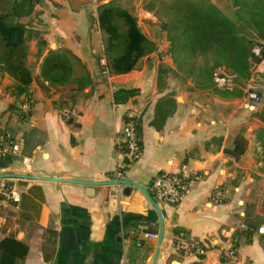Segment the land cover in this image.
I'll list each match as a JSON object with an SVG mask.
<instances>
[{
    "label": "crops",
    "instance_id": "crops-1",
    "mask_svg": "<svg viewBox=\"0 0 264 264\" xmlns=\"http://www.w3.org/2000/svg\"><path fill=\"white\" fill-rule=\"evenodd\" d=\"M108 0H41L24 16L27 62L33 64L29 88L31 113L20 118L11 92L14 81L0 68V143L10 131L19 148L0 172H21L64 178H116L122 155L116 149L126 109L138 111L140 155L122 167L119 178L146 189L160 171L198 172L177 204L158 203L164 231L156 264H264V74L257 76L261 102L254 109L241 106L242 89L205 86L198 78L175 73L166 33L145 7L148 0H114L135 16L157 25L141 31L154 49L129 71L101 72L102 36L96 7ZM234 17L232 0H212ZM31 21V22H30ZM31 24H30V23ZM141 24L145 27H141ZM50 48H61L72 63V78L91 82L68 99L73 83L49 85L40 75V62ZM161 71H165L159 76ZM136 93L116 102L118 87ZM69 104V118L60 115ZM242 135L246 147L239 156L226 152ZM21 190L19 204L0 209V238L13 235L28 245L22 264H151L159 230L154 206L135 184L87 185L62 179L2 177ZM0 178V179H2ZM221 187L220 201L210 199ZM244 221L252 230L237 227ZM199 240L204 253L174 248L175 230ZM235 248L232 257L220 252Z\"/></svg>",
    "mask_w": 264,
    "mask_h": 264
},
{
    "label": "trees",
    "instance_id": "trees-1",
    "mask_svg": "<svg viewBox=\"0 0 264 264\" xmlns=\"http://www.w3.org/2000/svg\"><path fill=\"white\" fill-rule=\"evenodd\" d=\"M41 0H0V68L14 79L11 92L19 106L32 92V73L27 62V25L22 18L39 8ZM234 17L227 15L212 0H148L145 7L157 18L165 31L174 68L184 76L198 78L202 84L211 81L214 72L233 75L241 85L250 74L251 49L255 44L264 54V0H232ZM97 21L102 36L103 55L111 74L131 70L140 57L154 49V41L140 29L136 16L114 0L99 3ZM40 75L49 85L73 83L68 101L91 82L89 76L72 78V63L61 48H50L43 55ZM165 71H161L159 76ZM135 87H118L116 102L131 98ZM232 93L240 89L235 86ZM32 108V105H31ZM31 110L21 113L27 119ZM10 132L3 131L2 134ZM141 143V142H140ZM246 140L236 135L234 147L226 152L236 157L243 153ZM12 159L9 152L0 156V166ZM178 229L175 230L176 234ZM28 245L13 235L0 238V264H22ZM220 258L224 256L220 252Z\"/></svg>",
    "mask_w": 264,
    "mask_h": 264
},
{
    "label": "built area",
    "instance_id": "built-area-1",
    "mask_svg": "<svg viewBox=\"0 0 264 264\" xmlns=\"http://www.w3.org/2000/svg\"><path fill=\"white\" fill-rule=\"evenodd\" d=\"M252 57L250 59L249 77L239 85L242 89L240 104L247 109L256 108L261 102V94L259 86L256 84L254 75L264 71V54L260 45L255 44L251 49ZM101 72L109 77V72L106 64V58L101 55L98 59ZM211 83L220 89L230 88L237 85L234 77L226 72H214L211 78ZM33 96H27L19 105L20 113L27 114L31 110ZM59 113L64 118H69L72 114V109L69 104H63ZM5 139L0 143V156L5 152H15L19 145L13 140V134L7 132L4 135ZM116 149L122 155V164L116 169V178L120 177L122 167L133 163L140 155V137L138 130V111L135 107L130 106L126 109L124 122L120 130V134L115 138ZM199 176L198 172L189 169H180L177 171H160L157 172L151 179L148 191L154 199L161 200L169 204H177L182 199L184 193L188 190L190 182ZM223 192L221 187H215L210 199L220 201ZM21 200V190L18 186L10 183L6 179H0V209L7 208L10 205H17ZM237 227L243 230H252V226L244 221H239ZM264 226H258L257 231L262 232ZM151 237H157V232H148ZM174 248L177 250L185 249L196 253H204L205 248L199 240L188 238L183 230H179L176 234ZM235 248L229 246L222 250L226 257L235 255Z\"/></svg>",
    "mask_w": 264,
    "mask_h": 264
},
{
    "label": "water",
    "instance_id": "water-1",
    "mask_svg": "<svg viewBox=\"0 0 264 264\" xmlns=\"http://www.w3.org/2000/svg\"><path fill=\"white\" fill-rule=\"evenodd\" d=\"M31 177V178H49V179H62V180H69L74 182H80L87 185H93L98 183H127V184H135L138 186L145 194V196L148 198V200L151 202V204L154 206V209L158 215L159 219V230L157 233V241L156 246L154 249L153 257L151 264H156V259L158 256L160 244L162 241L163 231H164V218L161 212V209L156 202V200L153 198L151 193L146 189L144 186L140 185L139 183L128 180L125 178H110V179H104V180H87V179H79V178H64V177H57V176H47V175H38V174H30V173H21V172H0V178L2 177Z\"/></svg>",
    "mask_w": 264,
    "mask_h": 264
},
{
    "label": "rangeland",
    "instance_id": "rangeland-1",
    "mask_svg": "<svg viewBox=\"0 0 264 264\" xmlns=\"http://www.w3.org/2000/svg\"><path fill=\"white\" fill-rule=\"evenodd\" d=\"M137 16V15H136ZM137 18H138V20H140V21H142V23H144L145 24V26L146 27H149V30L150 31H153V29L155 28V29H157L158 27H157V25L156 24H154V22H152V21H147V19L146 18H144V16L143 15H138L137 16ZM31 22V21H30ZM29 22V23H30ZM31 24V23H30ZM159 25V24H158ZM145 26H143V24H141V27H145ZM29 64V63H28ZM29 66H30V69L32 70V68L34 67V65L31 63V64H29ZM262 74H264V71L263 72H260V73H258V74H255L254 75V78H256L257 76H260V75H262ZM236 81V80H235ZM207 84V83H206ZM205 84V85H206ZM236 86L238 87L239 85H238V83L236 82ZM204 85V84H203ZM204 85V86H205ZM208 85V84H207ZM214 88H215V86H213ZM239 88V87H238ZM259 91H260V94H262V91H261V88H259Z\"/></svg>",
    "mask_w": 264,
    "mask_h": 264
}]
</instances>
